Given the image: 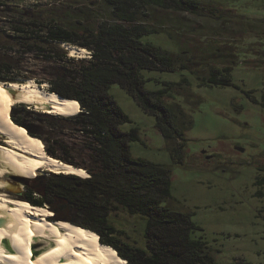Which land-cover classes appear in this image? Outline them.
Here are the masks:
<instances>
[{"label":"trees","instance_id":"obj_1","mask_svg":"<svg viewBox=\"0 0 264 264\" xmlns=\"http://www.w3.org/2000/svg\"><path fill=\"white\" fill-rule=\"evenodd\" d=\"M103 1L109 7L108 15L94 20L88 8L75 11L46 0H0V83L32 79L36 84H47V91L75 100L81 109L78 114L63 117L43 113L37 120L69 123L89 140V164L83 165L89 177L50 173L26 179L27 202L37 207L48 204L53 216L64 211L63 206L74 210L81 222L69 221L96 233L98 241L113 248L127 264H217L212 256L216 250L200 235L202 229L189 214L163 205L171 200L169 168L131 157L129 144L139 140L137 129H119L130 121L108 89L118 85L154 117L173 165L181 166L183 132L190 128L191 120L179 104H168L164 99L174 100V87H188L189 82L186 78L162 82V88L148 91L140 72L187 71L198 87H228L244 52L216 48L210 60H220V66H212L184 49L170 53L142 41L157 33L147 25L149 7L201 16L202 6L194 0ZM64 44L83 48L90 57L67 56ZM261 56L264 51L254 56L255 66H264ZM37 63L43 65L40 74L34 70ZM39 138L45 143L42 136ZM46 153L78 167L57 156L53 148H46ZM254 183L255 195L264 197V177L257 176ZM119 209L141 224L140 239H122L110 218Z\"/></svg>","mask_w":264,"mask_h":264},{"label":"rangeland","instance_id":"obj_2","mask_svg":"<svg viewBox=\"0 0 264 264\" xmlns=\"http://www.w3.org/2000/svg\"><path fill=\"white\" fill-rule=\"evenodd\" d=\"M194 1L202 6L201 16L149 7L147 25L157 33L143 37L142 41L170 53L184 49L195 59H207L212 66H220V60H210L216 48L225 51L232 47L244 54L233 68L232 86L228 87H198L195 77L187 71L140 72L148 91L162 88V82H178L182 78L189 82L188 87H174V100L164 99L165 103L179 104L191 120L190 128L183 132L185 147L181 166L173 165L154 117L145 113L118 85H111L108 94L130 121L119 129L123 132L137 129L139 140L129 144L131 157L169 168L171 200L163 205L189 214L190 220L202 229L200 235L217 251L212 254L217 264H235L236 261L264 264V197L255 195L254 183L257 176L264 177V66H255L253 59L257 52L264 51V23L260 26L252 22H264V0ZM46 2L68 10L88 8L94 13V20L105 19L109 12L103 0ZM30 57L28 55L27 59ZM70 57L83 59L85 55ZM41 67L43 65L37 63L35 73L40 74ZM47 87L45 84L44 90ZM13 109L12 119L25 123L28 129L46 140L44 143L40 139L45 154L46 148H53L57 156L68 158L78 168L84 170L83 165L89 164L86 148L89 140L74 131L71 124L39 122L37 115L45 110L33 105L17 104ZM0 145H6L1 137ZM50 173L43 168L25 178ZM88 177L86 172L82 178ZM16 183L28 198L23 182ZM33 196L38 198V195ZM48 207L45 204V208ZM63 207L64 211L58 213L55 220L65 217L81 222L74 210ZM110 218L122 239L129 237L130 242L140 239L141 224L137 219L121 209L112 212Z\"/></svg>","mask_w":264,"mask_h":264},{"label":"bare ground","instance_id":"obj_3","mask_svg":"<svg viewBox=\"0 0 264 264\" xmlns=\"http://www.w3.org/2000/svg\"><path fill=\"white\" fill-rule=\"evenodd\" d=\"M63 47L69 56L85 50L66 44ZM44 87L45 83L39 85L32 79L9 87L0 83V137L6 143L0 145V264H127L113 248L100 243L93 231L65 217L55 220L51 210L30 205L16 183L43 168L51 173L86 176L83 169L45 154L39 136L10 116V109L17 104L33 105L46 114L63 117L80 112L75 100Z\"/></svg>","mask_w":264,"mask_h":264},{"label":"water","instance_id":"obj_4","mask_svg":"<svg viewBox=\"0 0 264 264\" xmlns=\"http://www.w3.org/2000/svg\"><path fill=\"white\" fill-rule=\"evenodd\" d=\"M23 81H18V82H15V83H22ZM10 84H13V83H2V85H4V87H9L10 86ZM9 92H13L12 90H9ZM13 111H14V109H13V107L10 109V116L12 115L11 113H13ZM27 129H28V127H27ZM70 165V164H69ZM52 212V211H51ZM53 213V212H52ZM35 255V254H34Z\"/></svg>","mask_w":264,"mask_h":264},{"label":"built area","instance_id":"obj_5","mask_svg":"<svg viewBox=\"0 0 264 264\" xmlns=\"http://www.w3.org/2000/svg\"><path fill=\"white\" fill-rule=\"evenodd\" d=\"M33 2H36V1H33ZM83 51L82 53L85 55V58H89L90 57V53L86 50H81Z\"/></svg>","mask_w":264,"mask_h":264}]
</instances>
